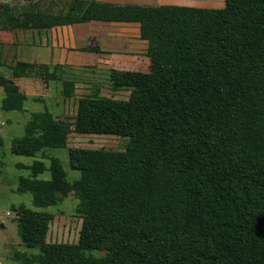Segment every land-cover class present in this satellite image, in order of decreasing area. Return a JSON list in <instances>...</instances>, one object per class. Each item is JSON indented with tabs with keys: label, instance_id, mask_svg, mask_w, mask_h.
<instances>
[{
	"label": "trees",
	"instance_id": "1",
	"mask_svg": "<svg viewBox=\"0 0 264 264\" xmlns=\"http://www.w3.org/2000/svg\"><path fill=\"white\" fill-rule=\"evenodd\" d=\"M3 14L7 28L133 21L147 41L148 71H109L114 83L133 84L128 99L93 91L76 103L82 121L141 133L123 150L67 148L79 172L73 181L54 157L48 165L17 164L29 170L17 187L34 204L71 194L82 216L76 243L49 247L47 215L20 205L21 242L40 249L34 262L264 264V0H224L220 8L73 0L67 11L31 6ZM27 66L52 78L48 64L17 61L13 73ZM60 79L71 97L74 80ZM0 85L1 108L20 110L25 95L1 76ZM59 124L47 109L32 112L11 152L65 148L68 129ZM45 170L49 178H39ZM107 220L122 243L94 255Z\"/></svg>",
	"mask_w": 264,
	"mask_h": 264
},
{
	"label": "rangeland",
	"instance_id": "2",
	"mask_svg": "<svg viewBox=\"0 0 264 264\" xmlns=\"http://www.w3.org/2000/svg\"><path fill=\"white\" fill-rule=\"evenodd\" d=\"M73 0H0V76L17 85L18 90L25 95L20 110H4L1 108V101L4 96V89L0 85V264H40L34 262V255L40 252L38 247H27L21 242L18 234V216L20 205L27 209L44 212L47 216V231L45 244L49 247L56 244H73L79 237L82 223V216L76 211L78 198L74 195H67L52 205L37 206L33 203L31 195L21 191L17 187L20 176H27L29 170L17 166L18 163L28 165L38 159L49 164V158L58 159L65 171L66 178L73 181L78 177L79 172L69 165L67 148H94L105 150H123L128 138L133 134L141 133L140 130H130L129 126L100 122L82 121L76 114L77 99L97 91L99 95L112 99H128L133 84H123L119 80L110 77L109 71H139L146 72L149 69V58L146 56V49H141V55L128 56L127 61L117 60L116 67L108 66L97 70L90 65L86 70L72 69L66 65L54 68L52 65L47 70L51 71L52 78L42 76L43 67H25L24 72L13 73V61L10 54L14 52L12 43L22 37L29 41L38 37L39 32L35 28H7L4 11L18 13L31 6H49L48 9L56 12L67 11ZM168 1V0H163ZM199 7H216L224 5V0H174ZM186 4V5H187ZM7 7L6 10L4 7ZM14 31V35L12 34ZM40 34H43L40 32ZM14 36V37H13ZM41 36V35H40ZM43 37V35L41 36ZM147 42V41H146ZM17 45V44H16ZM139 51V49H138ZM5 58H2L4 57ZM27 59H32L29 55ZM26 62L25 60H21ZM28 63H34L30 60ZM92 64V63H91ZM38 65V63H36ZM45 73V72H44ZM60 75V76H59ZM59 76V78H58ZM74 80V90L71 97H64L62 94V83L60 78ZM47 109L59 125H65L68 129V142L65 148L47 149L33 156L16 155L11 152L12 139L20 137L24 132V125L32 112ZM140 129V128H134ZM49 178V171L45 170L38 176ZM105 223L102 233L104 238L99 241V246L92 251L99 255L111 246H118L122 243L119 230L110 225V220ZM114 237V238H113ZM61 250V249H60ZM52 254L58 253L53 252ZM25 261V262H23ZM48 264H53L49 261Z\"/></svg>",
	"mask_w": 264,
	"mask_h": 264
},
{
	"label": "crops",
	"instance_id": "3",
	"mask_svg": "<svg viewBox=\"0 0 264 264\" xmlns=\"http://www.w3.org/2000/svg\"><path fill=\"white\" fill-rule=\"evenodd\" d=\"M97 1L117 4H187L174 0ZM48 7V5L45 7L40 6L38 9L49 10ZM35 30L39 34L33 40L26 41L22 37L18 42H15L16 38L13 36L12 46L14 45V52L10 54L13 61L25 60L30 62V60H34V63L38 64H61L72 69L82 70H86L90 65H93L92 68L95 66L99 71L111 64V66L116 67L118 59L125 60L133 53L136 57H138L137 55L144 57L140 50L147 47L146 40L140 37L139 23L133 21L90 20L49 28H35ZM40 32L43 34H40ZM12 34L14 35V31ZM40 35H43V37ZM27 55L33 58L29 60L26 57ZM2 58H5V55Z\"/></svg>",
	"mask_w": 264,
	"mask_h": 264
}]
</instances>
